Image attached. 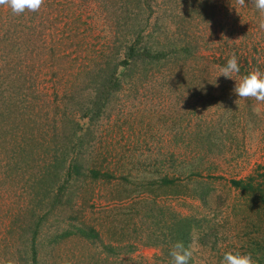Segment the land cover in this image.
Returning a JSON list of instances; mask_svg holds the SVG:
<instances>
[{
  "label": "rangeland",
  "instance_id": "1",
  "mask_svg": "<svg viewBox=\"0 0 264 264\" xmlns=\"http://www.w3.org/2000/svg\"><path fill=\"white\" fill-rule=\"evenodd\" d=\"M71 3L72 10L64 19L68 25L65 33L71 35L70 29L75 33L67 36L62 47L69 52L81 49L85 69L88 65L95 68L98 54L109 51L112 43L110 22L99 3ZM174 4L171 2V10L178 12ZM245 5L240 8L235 0H221L217 13L206 23L200 22V7L190 9L193 18L185 20L180 28L177 18L175 23L171 19L163 22L166 32H173L170 35L178 44L192 43L199 51L184 64L178 85L165 84L161 88L165 76L162 73H149L146 82H133V89L130 82L124 85L107 114L94 125V148L100 154L94 158L114 179L90 183L89 205L85 209L78 206L82 207L87 225L99 232V240H88L79 234L64 238L62 234L69 222L58 224L57 219L50 217L41 236L39 264H171L169 249L150 245V239L158 234L155 232L165 229L153 222L156 213L160 218L162 212L163 224H169L171 213L190 220L193 255L189 264H219L222 253L229 250L250 253L255 264H264V241L260 244L264 235V203L259 192L248 190L246 194L232 183H246L250 177L264 175V103L254 99L238 101L233 92L236 81L219 76L218 67L219 57L234 53L242 64L256 61L255 69L264 71V31L258 29V12L250 0H245ZM185 7L188 6L182 8ZM52 32L53 37L60 38L58 30ZM52 32L46 29L45 41L38 43H45L46 55L47 47L52 45ZM76 55L74 59L79 58ZM79 63L80 60L72 63L68 72L53 78L57 90L50 91L52 99L56 93L59 99L67 98L84 87L87 75L78 68ZM200 70L205 71L203 76ZM46 75H41L43 81L50 78ZM207 85L215 88L207 90ZM173 157L190 163L200 158L202 177L187 180L182 176L173 181V186L158 188L162 177L170 180L178 175L179 169L172 167ZM95 159L92 157V161ZM209 167L212 169L206 171ZM195 180L211 191L201 187L196 190ZM11 189L8 185L0 188V238L8 239L13 246L4 253L6 261L21 264L18 257L24 248L21 244L19 247L9 226L20 209H27V204L19 190ZM205 192H210V196L204 200ZM60 216L66 218L64 213ZM257 228L261 229L260 236Z\"/></svg>",
  "mask_w": 264,
  "mask_h": 264
},
{
  "label": "trees",
  "instance_id": "2",
  "mask_svg": "<svg viewBox=\"0 0 264 264\" xmlns=\"http://www.w3.org/2000/svg\"><path fill=\"white\" fill-rule=\"evenodd\" d=\"M72 1L44 0L37 12L25 11L20 15L0 6V188L8 185L13 191L19 190L23 202L27 204V209L23 212L20 209L16 220L9 226L19 247L21 244L24 248L18 257L21 264H39L37 256L41 236L50 217L57 219L58 224L66 220L69 222V228L62 234L64 238L79 234L88 240H99V232L87 225L80 208L85 209L89 205L87 188L98 181L111 182L114 177L104 170L99 159L94 158L100 156L94 148V144H97L94 125L103 119L129 82L133 89L136 84L132 83L146 82L149 73H162L165 76H162L161 88L165 84H180V71H184L187 60L194 59L199 48L192 43L178 44L174 35H170L173 32H166L163 22L171 19L175 23L177 18V28H180L185 20L193 18L190 9L200 7V22L206 23L217 13L216 8L221 2L190 0V4L189 0H89L100 4L114 34L109 51H101L95 68L88 65V70L85 69L81 49L69 52L62 47L67 36L75 33L70 29L71 35H66L68 25L64 23L72 10ZM173 1L182 14L171 10ZM61 23L64 25L61 26ZM46 29L61 33L60 38H56L52 32V45L47 47L49 55L43 52L45 43L38 44L45 41ZM74 53L79 58L74 59ZM230 57H219L220 65H225ZM87 58L90 60L89 55ZM214 59L218 60L216 57ZM79 60L78 68L86 72L87 83L75 95L59 99L56 93L52 99L50 91L54 88L57 90L53 78L58 77L60 72H68L73 67L70 65ZM237 61L240 76L247 75L257 67L256 61L252 64ZM173 64L175 66H171ZM44 74L50 76L47 81L41 79ZM204 74L205 71L200 70V76ZM200 78L197 77L199 85ZM214 88L215 85H207L205 89L212 91ZM82 94L87 99H83ZM60 110L62 113H59ZM210 143L209 151H212L213 143ZM92 157L95 160L92 161ZM194 161H179V158L173 157L172 167L179 169L178 175L170 180L162 177L157 187L173 186V181L182 176L187 180L200 179L203 175L200 158H194ZM209 178L213 176L209 175ZM193 182L196 190L201 187L211 191L207 186L203 188L200 180ZM232 183L246 194H249L248 190L259 192L264 203L263 174L258 178L250 177L246 183ZM205 193L204 200L210 196V192ZM253 202L257 203L256 198ZM79 205L82 207L79 208ZM61 213L66 218H62ZM2 215L1 211L0 217ZM163 221L164 213L160 218L156 213L154 226L162 225L165 229L155 232L158 234L150 239V245H164L170 250L175 242L180 241L187 248L192 232L190 220L171 213L169 224H163ZM260 233L261 229L257 228L259 236ZM263 241L264 235L260 244ZM9 243L8 239L0 238V264H14L13 261H6L4 254L13 247ZM19 253L20 250L17 255Z\"/></svg>",
  "mask_w": 264,
  "mask_h": 264
},
{
  "label": "clouds",
  "instance_id": "3",
  "mask_svg": "<svg viewBox=\"0 0 264 264\" xmlns=\"http://www.w3.org/2000/svg\"><path fill=\"white\" fill-rule=\"evenodd\" d=\"M43 3L44 0H0V6L9 8L15 15L25 11L37 12ZM235 3L240 8L247 7L245 0H235ZM250 3L258 12V29L264 31V0H250ZM218 67L219 76L236 81L233 92L239 97L238 101L254 99L258 103H264V71L255 69L240 76V67L234 53L225 65ZM169 255L172 258L171 264H189L193 255L192 245L185 248L182 242L177 241L172 245ZM219 264H255V261L250 253L229 250L222 253Z\"/></svg>",
  "mask_w": 264,
  "mask_h": 264
}]
</instances>
